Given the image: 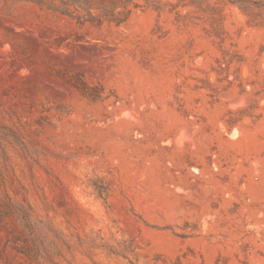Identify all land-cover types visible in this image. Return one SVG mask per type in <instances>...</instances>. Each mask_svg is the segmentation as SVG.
<instances>
[{"label":"rangeland","instance_id":"obj_1","mask_svg":"<svg viewBox=\"0 0 264 264\" xmlns=\"http://www.w3.org/2000/svg\"><path fill=\"white\" fill-rule=\"evenodd\" d=\"M137 1L0 0L6 186L60 233L44 264H264V0Z\"/></svg>","mask_w":264,"mask_h":264},{"label":"trees","instance_id":"obj_2","mask_svg":"<svg viewBox=\"0 0 264 264\" xmlns=\"http://www.w3.org/2000/svg\"><path fill=\"white\" fill-rule=\"evenodd\" d=\"M38 4L67 16L80 26L87 23L102 25L105 22L121 25L129 20L133 11L140 6L137 0H23ZM150 0H147L149 2ZM83 93L87 86H78ZM24 142L11 129L0 126V149L7 151V142ZM8 156V154H7ZM3 188L0 190V260L1 264H13L5 260L8 248L24 256L29 264L53 262L56 255L62 256L57 240H50L49 234L58 238L59 231L51 222L39 217L33 205L27 200L17 199L6 186V172L0 166ZM3 233L5 235H3ZM216 264H220L217 262Z\"/></svg>","mask_w":264,"mask_h":264}]
</instances>
